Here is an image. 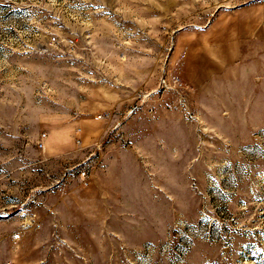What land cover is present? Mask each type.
<instances>
[{
	"label": "rangeland",
	"instance_id": "obj_1",
	"mask_svg": "<svg viewBox=\"0 0 264 264\" xmlns=\"http://www.w3.org/2000/svg\"><path fill=\"white\" fill-rule=\"evenodd\" d=\"M0 264H264V0H0Z\"/></svg>",
	"mask_w": 264,
	"mask_h": 264
},
{
	"label": "built area",
	"instance_id": "obj_2",
	"mask_svg": "<svg viewBox=\"0 0 264 264\" xmlns=\"http://www.w3.org/2000/svg\"><path fill=\"white\" fill-rule=\"evenodd\" d=\"M44 135H45V134H44ZM39 146H40V147L44 146L43 142L39 143ZM82 176H83V183H84L85 185L89 184V177L86 176V171H83V172H82Z\"/></svg>",
	"mask_w": 264,
	"mask_h": 264
}]
</instances>
